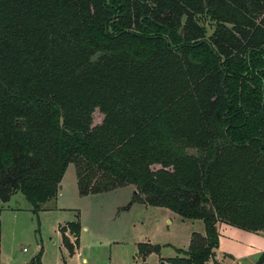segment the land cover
I'll return each mask as SVG.
<instances>
[{
	"label": "trees",
	"instance_id": "1",
	"mask_svg": "<svg viewBox=\"0 0 264 264\" xmlns=\"http://www.w3.org/2000/svg\"><path fill=\"white\" fill-rule=\"evenodd\" d=\"M71 164L82 197L202 220L171 264L264 233V0H0V201L54 209Z\"/></svg>",
	"mask_w": 264,
	"mask_h": 264
},
{
	"label": "rangeland",
	"instance_id": "2",
	"mask_svg": "<svg viewBox=\"0 0 264 264\" xmlns=\"http://www.w3.org/2000/svg\"><path fill=\"white\" fill-rule=\"evenodd\" d=\"M207 26L211 35L213 27ZM101 118L96 114L95 122ZM61 186V195L53 203L63 211L51 209L37 216L21 193L9 203L0 201L1 264H30L40 252L42 264H171L179 255L177 250L189 249L192 234H205L202 220H186L168 209L136 202L133 186L82 197L74 164ZM77 221L81 224L78 241L67 224ZM62 230H67L73 251L64 245ZM219 230V264H236L229 257L237 259L233 251L264 253V233L230 226ZM145 244L160 249L144 257L139 247Z\"/></svg>",
	"mask_w": 264,
	"mask_h": 264
},
{
	"label": "crops",
	"instance_id": "3",
	"mask_svg": "<svg viewBox=\"0 0 264 264\" xmlns=\"http://www.w3.org/2000/svg\"><path fill=\"white\" fill-rule=\"evenodd\" d=\"M61 192H62V186H61V189H60V192H59V195H58V197L61 195ZM11 201V200H10ZM9 201V202H10ZM8 202V203H9ZM4 204H6V203H4ZM53 211H63V210H65V208H63V207H60V206H55V208L54 209H52ZM170 211V210H169ZM171 212V211H170ZM173 213V212H172ZM67 224H69V223H67ZM62 225H60V227H61ZM65 226V225H64ZM228 226H230V225H227V224H223V223H220V224H218V230L219 229H221V227H228ZM230 227H233V226H230ZM236 228V227H235ZM239 229V228H238ZM242 230V229H241ZM219 233H220V230H219ZM257 234H260V233H257ZM193 235V234H192ZM201 235H205V234H201ZM220 243H221V234H220ZM219 250H220V247H219V249L216 251V256H215V259L214 260H212V261H210L209 263H207V264H210L211 262H213V264H219ZM233 253L235 254V256L237 257V259L236 258H234V259H232V260H234L235 261V263L236 264H256V262H257V260H258V257H259V255H249V253H247V251L246 252H244V251H242V252H238V251H233ZM248 260V261H247Z\"/></svg>",
	"mask_w": 264,
	"mask_h": 264
},
{
	"label": "water",
	"instance_id": "4",
	"mask_svg": "<svg viewBox=\"0 0 264 264\" xmlns=\"http://www.w3.org/2000/svg\"><path fill=\"white\" fill-rule=\"evenodd\" d=\"M21 123L24 124V120H22ZM61 125L63 126V120H61ZM60 189H61V187H60ZM229 257L232 258V259H234L233 256H229Z\"/></svg>",
	"mask_w": 264,
	"mask_h": 264
}]
</instances>
